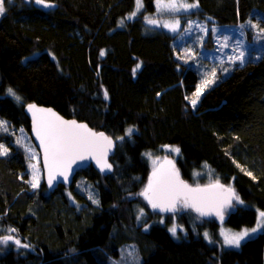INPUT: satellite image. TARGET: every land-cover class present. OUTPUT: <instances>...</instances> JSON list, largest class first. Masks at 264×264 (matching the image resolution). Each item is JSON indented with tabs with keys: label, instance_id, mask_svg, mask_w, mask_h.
<instances>
[{
	"label": "trees",
	"instance_id": "16d2710c",
	"mask_svg": "<svg viewBox=\"0 0 264 264\" xmlns=\"http://www.w3.org/2000/svg\"><path fill=\"white\" fill-rule=\"evenodd\" d=\"M185 1L198 2L194 16L220 28L243 25L250 33L249 21L264 28V0ZM49 2L55 7L6 1L0 16V120L9 125L0 132L8 149L0 156V238L27 245L0 244V264H108L127 244L142 264H264V231L223 249L204 239L209 225L194 213L178 217L187 232L177 240L168 226L138 224L136 210L147 206L138 198L151 174L146 154L173 147L185 179L209 167L249 205L235 208L228 227L255 225L264 211V56L217 71L216 86L193 108L200 68L181 63L175 36L147 30L144 14L155 13L156 0H142V14L132 19L136 0ZM29 104L112 137L113 173L102 177L89 167L68 190L51 193L44 182L33 188L18 136L20 129L30 134Z\"/></svg>",
	"mask_w": 264,
	"mask_h": 264
},
{
	"label": "snow or ice",
	"instance_id": "6c2138e0",
	"mask_svg": "<svg viewBox=\"0 0 264 264\" xmlns=\"http://www.w3.org/2000/svg\"><path fill=\"white\" fill-rule=\"evenodd\" d=\"M36 5L42 6L43 8H54L55 5L49 0H34ZM6 0H0V16H3L6 11ZM143 7L142 0H136V11L133 12L128 19H132L136 12H139ZM156 7L158 13H179L181 11H188L192 8L198 7L197 3H176V0H156ZM149 24L162 26L167 28L172 33H178L180 29V20L174 19L170 22H164L162 25L158 20L149 18ZM249 25L252 28L257 29V35L264 38V28H260L258 24H252L249 21ZM243 28V25L241 26ZM185 31L188 34L192 32V25L189 24ZM201 31L207 34L206 28L201 27ZM243 35V33H242ZM202 43V41H201ZM229 46V37L225 36L219 43V47L226 48ZM233 55L227 57L230 63H236L239 61L240 64L245 62V49L244 45L240 40L235 42V46L232 48ZM195 53L191 50H185V60L187 58L194 57ZM216 71L213 69L211 73H206L200 86L197 88L194 96L189 98L193 108L198 103L199 97L203 94L204 90L212 83L215 82ZM8 94L15 97L17 101L21 100V97L16 92L9 88ZM107 99V92L104 94ZM28 111L32 113L34 122V131L37 139L40 141V145L44 150V164L48 170V184L51 186L52 180L56 175L62 176L66 181L68 175L71 172L72 164L76 160H82L89 156L96 159L97 164L100 165L101 171L105 168L111 169V165L107 163L106 156L108 150L113 146V141L104 133H96L88 128L86 124H78L75 120H64L57 116L56 113L50 109L38 108L35 104H29ZM23 130L21 129V132ZM0 132H9L8 122L0 120ZM133 133V129L127 130V135L130 137ZM123 139V137H120ZM16 143H20L17 140ZM170 151H174L179 154V148H172ZM8 154V149L0 144V156ZM33 157L35 153H32ZM149 158L151 154L147 153ZM153 172L152 176L148 181V185L145 190L140 193L146 200H148L151 207L156 210L159 209L162 212L177 211V206L181 205L184 208H191L197 212L200 216H208L215 213L223 219V209L230 207L233 200L240 201L239 196L230 187H225L217 181L214 184H210L207 187H192L180 179L178 170L171 160H166L164 165L158 166V161L153 160ZM166 165V166H165ZM239 167V165H237ZM33 168V179L30 181L32 187L38 186V168L36 165H32ZM243 170V169H242ZM251 175V173H246ZM199 175V173H197ZM89 199L93 200V203H99L90 194ZM142 214V213H141ZM261 222L251 231L256 232L261 228H264V212H260ZM15 229H9V232H15ZM170 231L173 235L176 234L177 229L171 228ZM208 237V233L204 234ZM224 236V243L229 246L239 247L241 240L249 235L247 229L238 233H222ZM13 241L20 247H27L22 245L20 240L15 239L11 235H5L0 238V244H7L9 241ZM211 242V241H210ZM131 255V253H130Z\"/></svg>",
	"mask_w": 264,
	"mask_h": 264
},
{
	"label": "rangeland",
	"instance_id": "374dc122",
	"mask_svg": "<svg viewBox=\"0 0 264 264\" xmlns=\"http://www.w3.org/2000/svg\"><path fill=\"white\" fill-rule=\"evenodd\" d=\"M8 4L14 3L16 0H6ZM167 2V0H165ZM186 2L189 3L185 0H176V3H182ZM143 3V2H142ZM156 7V6H155ZM155 13L154 14H144V22L147 27V30L149 32H153L155 30H161V31H167L173 36L177 38L176 43L182 48V52L178 56L180 59L181 63L187 65V67H196L200 68L199 75H200V80L198 83L197 88L200 86L202 79L204 78L206 73H211L213 69L219 73L220 70L226 72L230 68L226 69V66L231 64L227 57L230 55H233L232 48L235 46V42L237 40H240L242 44L244 45L245 49V63H247L251 59L259 60L264 56V38L260 37L257 35V29L256 28H251V32L249 33L247 30L242 29L240 27H231V28H220L217 25L213 24V21H207L198 17H195V12L198 11L199 6L192 8L188 11H181L179 13H158L157 7L155 8ZM143 9L141 8L139 12H136L135 16H139L142 14ZM154 19L158 20L160 24L162 25L164 22H170L173 21L174 19H179L180 20V29L181 31L178 33H172L170 32L167 28H164L162 26H157L153 24L148 23V19ZM192 25V32L191 34H188L185 29H187L188 25ZM201 27L206 28L207 34L205 32L201 31ZM243 33V35H242ZM229 37V46L226 48L219 47V43L221 42L223 37ZM202 41V43H201ZM183 46V47H182ZM185 50H191L195 53L194 57H189L187 58V62L185 60ZM203 60H206L204 62ZM239 65V61H237ZM211 67L208 69L207 67ZM232 74V73H231ZM229 74L228 76H230ZM226 76V77H228ZM211 85V84H210ZM208 86L203 94L199 97V100L215 85ZM19 139H21V145L24 146L26 152L28 153L31 163H30V181H32L33 176V168L32 165H36L38 168V186L35 188H38L42 182H44V176H43V169L41 166V157H40V152L37 150L30 134H27L24 130L21 132V129L19 130ZM173 147H164L162 148L159 152H150L151 158L148 157L147 159L151 168V174L153 172V160L158 161V166L161 164V162L164 160L166 157L173 158L175 161L178 160L179 154H177L174 151H170ZM32 153H35V156L33 157ZM199 173V175H197ZM150 174V176H151ZM149 180V179H148ZM217 181H219V178L216 176L213 170H211L209 167H205L203 170L195 172L193 174L192 180H190V185L195 187L197 185H203V186H208L210 184H214ZM32 185V184H31ZM225 187H230L232 188L235 193L239 196L237 190L234 188L233 184L232 185H224ZM88 190L92 193L93 190L88 187ZM90 193V194H91ZM72 201L74 202V199L71 197ZM143 201V200H142ZM240 201L241 198H240ZM146 206V205H145ZM249 205L245 204L243 201L238 202V201H233L232 207L235 208H240V207H248ZM138 211V224H146V228H150L154 225H161V226H168L169 232L172 234L170 231L171 228L175 227L177 229L176 234L172 236L179 240L181 239L180 234L183 236H186V228L179 226V219L178 217L181 216L184 211L186 212H191V210H188L187 208L184 210H181L178 215H171V216H158L152 214L148 207H138L136 209ZM233 210V209H232ZM231 209L228 211L227 216L230 214ZM260 212H264L262 210H258L257 214V221L253 227H246L243 229H234L231 227H228L227 224L224 221V218L220 221L217 218L212 219L211 222H208L207 220L205 222L208 223L209 227L208 229L203 233L204 239L211 245H218L219 247L221 246L223 249H239L242 244L252 238H255L258 236L260 233L264 231V228L259 229L256 232H252L251 230L256 227V225L261 222L260 218ZM142 213V214H141ZM197 217V216H196ZM198 218V217H197ZM199 220L201 218H198ZM218 222V224H217ZM216 226V232L213 234L212 230L209 229L210 227ZM247 229L249 231V235L246 236L243 240L240 242L239 247L235 246H229L224 243V236L222 233L228 232V233H238L242 232L243 230ZM5 233L7 231H4ZM0 233H3L2 230L0 229ZM205 233H208V237H205ZM10 235V234H9ZM12 236V235H11ZM11 241V240H10ZM211 241V242H210ZM12 245L15 243L13 241L10 242ZM130 246L127 248L125 251L121 252L120 258L119 259H112L111 262L108 264H142L143 261H141V258L137 252L134 250H131V248L134 246L133 244H127ZM6 246V244H4ZM131 253V255H130Z\"/></svg>",
	"mask_w": 264,
	"mask_h": 264
},
{
	"label": "water",
	"instance_id": "95a60500",
	"mask_svg": "<svg viewBox=\"0 0 264 264\" xmlns=\"http://www.w3.org/2000/svg\"><path fill=\"white\" fill-rule=\"evenodd\" d=\"M36 105V104H35ZM38 108H42V109H50L52 112L56 113L57 116L61 117L62 119L64 120H68V121H71L73 119H68L66 117H64L63 115H61L57 110H55L54 108L52 107H46V106H38L36 105ZM25 115L28 117L29 121H30V135H31V138L37 148V150L40 152V157H41V166H42V169H43V176H44V183L47 187V189L51 192V193H54L55 191H57L60 187H63L65 189H70L73 185H74V182H75V179L78 175L79 172L81 171H85L86 169H88L89 167H93L102 177H107V176H110L113 171H114V166L113 164L111 163V159L115 156V153H116V150H117V142L112 138L110 137L109 135H107L106 133H104V135L108 136L112 141H113V146L111 147L110 150H108L107 152V156H106V160H107V163L111 165V169H107L105 168L104 171H101V167L99 164H97L96 162V159L92 158L91 156L85 158V159H82V160H76L75 163L72 164V167H71V172L70 174L68 175V179L65 181L63 179L62 176H59V175H56L54 177V179L52 180V184L51 186H49L48 184V179H49V176H48V170L47 168L45 167V164H44V150L43 148L41 147L40 145V141L39 139H37L36 137V133L34 131V122H33V117H32V113L28 111V107H25ZM75 120V119H74ZM78 124H86L88 126L89 129H91L92 131L96 132V133H101V132H98L94 129H92L86 122H82V121H78V120H75ZM166 160H171L175 166V169L178 170L179 172V176H180V179L183 180L185 183L189 184L190 185V182L184 178L183 176V172L178 164L177 161H175L173 158H170V157H166L164 158V160L161 162L160 165H164L165 161ZM166 166V165H165ZM152 176V174H151ZM150 176V177H151ZM150 179V178H149ZM149 181V180H148ZM148 185V182L145 186V188L147 187ZM191 186V185H190ZM197 186H200V187H207V186H203V185H197ZM209 186V185H208ZM193 187V186H192ZM196 187V186H195ZM145 188L142 190V192L145 190ZM141 192V193H142ZM138 198L143 200V202L147 205L149 211L154 214V215H158V216H171V215H178L180 214V211L181 210H184L186 208H184L183 206L181 205H178L177 206V211L175 212H172V211H168V212H162L160 211L159 209H156L154 210L151 205L149 204L148 200H146L142 195H138ZM235 201V200H233ZM232 201V203H233ZM232 203H231V206L229 207V210L233 209L232 212L235 211V209L232 207ZM188 210H191L196 216H198L199 218L203 219V220H207V221H211L215 216L216 214L213 213L212 215H208V216H200L197 212H195L193 209L191 208H187ZM223 218L225 219V211H227V207H225L223 210ZM216 218L218 220L221 221L220 217L217 215Z\"/></svg>",
	"mask_w": 264,
	"mask_h": 264
},
{
	"label": "flooded vegetation",
	"instance_id": "af4514ba",
	"mask_svg": "<svg viewBox=\"0 0 264 264\" xmlns=\"http://www.w3.org/2000/svg\"><path fill=\"white\" fill-rule=\"evenodd\" d=\"M228 211H229V207H227V211H225L226 213H225V222H227V219H228V217L231 215V213H232V210H231V212H230V214L227 216V214H228ZM217 216V215H216ZM216 216L213 218V219H216ZM212 221V220H211ZM211 221H208V222H211Z\"/></svg>",
	"mask_w": 264,
	"mask_h": 264
}]
</instances>
